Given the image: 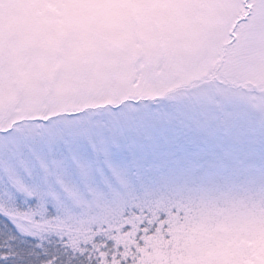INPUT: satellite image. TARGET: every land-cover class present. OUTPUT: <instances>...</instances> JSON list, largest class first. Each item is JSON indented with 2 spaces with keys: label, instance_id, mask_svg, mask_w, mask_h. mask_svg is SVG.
Masks as SVG:
<instances>
[{
  "label": "snow or ice",
  "instance_id": "obj_1",
  "mask_svg": "<svg viewBox=\"0 0 264 264\" xmlns=\"http://www.w3.org/2000/svg\"><path fill=\"white\" fill-rule=\"evenodd\" d=\"M0 264H264V0H0Z\"/></svg>",
  "mask_w": 264,
  "mask_h": 264
}]
</instances>
